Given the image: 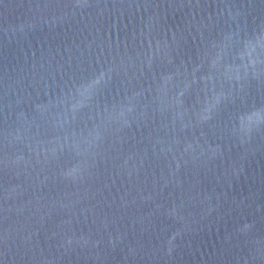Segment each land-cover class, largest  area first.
I'll list each match as a JSON object with an SVG mask.
<instances>
[{
	"label": "water",
	"instance_id": "95a60500",
	"mask_svg": "<svg viewBox=\"0 0 264 264\" xmlns=\"http://www.w3.org/2000/svg\"><path fill=\"white\" fill-rule=\"evenodd\" d=\"M0 264H264V0H0Z\"/></svg>",
	"mask_w": 264,
	"mask_h": 264
}]
</instances>
